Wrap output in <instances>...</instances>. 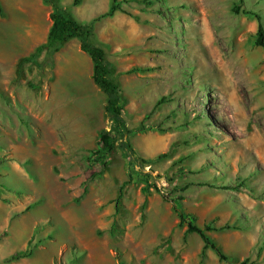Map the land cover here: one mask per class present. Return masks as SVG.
<instances>
[{
  "label": "rangeland",
  "instance_id": "374dc122",
  "mask_svg": "<svg viewBox=\"0 0 264 264\" xmlns=\"http://www.w3.org/2000/svg\"><path fill=\"white\" fill-rule=\"evenodd\" d=\"M55 1L80 23L98 16L91 40L114 66L126 131L109 119L79 40L69 38L54 65L45 51L32 59L49 12L0 0V264H264L258 20L234 13L238 0H118L112 16L111 0ZM244 8L264 24V0ZM71 73L59 89L76 101L54 106L56 76ZM72 122L88 125L84 138L60 143L57 126ZM103 129L115 150L100 159ZM175 207L199 226L227 225L210 235L228 260L187 234ZM28 245L30 257L6 262Z\"/></svg>",
  "mask_w": 264,
  "mask_h": 264
},
{
  "label": "trees",
  "instance_id": "16d2710c",
  "mask_svg": "<svg viewBox=\"0 0 264 264\" xmlns=\"http://www.w3.org/2000/svg\"><path fill=\"white\" fill-rule=\"evenodd\" d=\"M44 3L51 6L50 19L52 21L48 38L45 44L41 45L32 59H37L43 51H45L46 59L52 65H54V55L58 53L65 42L69 38H77L79 40L80 49L89 54L93 62L92 78L94 82L101 87V89L107 95V103L105 106L106 113L109 119L112 121L115 129L125 134L126 125L122 116L121 95L118 85L114 81V66L108 59L105 49L92 42V27L90 24L80 23L75 19L68 16L64 9L59 6L55 0H43ZM82 0H74V5H78ZM245 0H238L233 6V11L236 14L243 13L244 15L254 16L258 20V29L256 33V45L264 48V24L262 16L259 13L251 12L244 8ZM121 9V4L118 0H111V6L106 15L112 16L117 10ZM3 12V8L0 7V13ZM163 99L157 102L160 105ZM98 148L95 154L100 159H105L110 153L115 150V141L112 130L103 129L99 133ZM229 189V188H227ZM123 188L119 194L121 198ZM146 204V202H145ZM179 207H175V210L179 214V226L186 225V233H197L200 235L204 242V250L211 248L220 257L221 260H228V256L223 251L221 245L210 235V232L220 231L226 229L228 226H217L215 222L207 223L203 226L197 225V217L192 213H186L183 210H179ZM30 245V244H29ZM24 251L17 252L11 255L6 262H13L22 258L30 257L33 254V250L29 247ZM249 260L243 261L241 264H247ZM253 264V262L249 263Z\"/></svg>",
  "mask_w": 264,
  "mask_h": 264
},
{
  "label": "crops",
  "instance_id": "0c3cea01",
  "mask_svg": "<svg viewBox=\"0 0 264 264\" xmlns=\"http://www.w3.org/2000/svg\"><path fill=\"white\" fill-rule=\"evenodd\" d=\"M34 3L37 6L35 11L42 12V13L43 12H49V15H50V12H51V9H52L50 5L44 3L43 0H34ZM97 17L98 16H93L90 20H85L84 23L90 24L89 22H92V20H94ZM35 30H36V27L34 25H32L31 29H28V33L32 34ZM75 39H77V38H75ZM102 47L105 49V51L107 53L106 47H104V46H102ZM107 57H108V53H107ZM76 75L77 74L71 73V74H64V75L56 76V80H55L56 83L54 82V84L52 85V89H51V94H52V96H53V98L55 100V102L53 104L54 106L55 105L57 106V103L59 102V98H62L61 101H60L62 105H64V104L68 105L69 103H72V102L76 101L75 99H72L70 97L68 90L66 91V93H60V89H59L60 80H66V81L74 80ZM66 87L68 88L69 84H67ZM84 99H86L85 106L87 108H90L93 105V102L91 100V96L88 95V96L84 97ZM87 130H88V125L86 123H84V122L83 123H81V122H72V123H67L66 125L57 126L58 134L62 135L61 139H63V140L60 141V143L61 142L62 143L67 142V140L69 139L67 137V135L69 136L71 133H76V132H79V139L82 140L84 138ZM68 142H70V141H68Z\"/></svg>",
  "mask_w": 264,
  "mask_h": 264
}]
</instances>
